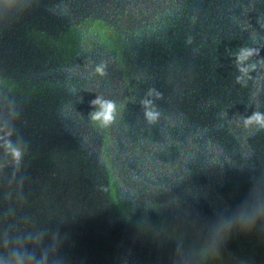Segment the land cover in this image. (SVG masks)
I'll return each mask as SVG.
<instances>
[{
    "label": "water",
    "instance_id": "water-1",
    "mask_svg": "<svg viewBox=\"0 0 264 264\" xmlns=\"http://www.w3.org/2000/svg\"><path fill=\"white\" fill-rule=\"evenodd\" d=\"M0 264H264V0H0Z\"/></svg>",
    "mask_w": 264,
    "mask_h": 264
},
{
    "label": "clouds",
    "instance_id": "clouds-1",
    "mask_svg": "<svg viewBox=\"0 0 264 264\" xmlns=\"http://www.w3.org/2000/svg\"><path fill=\"white\" fill-rule=\"evenodd\" d=\"M102 71V70H101ZM94 105H100V111L93 114V118H103L105 120H111L112 119V112L114 110V104H112L111 101H102L99 98L92 101ZM145 105L149 104L150 101H145ZM154 113L152 112H146V116L151 120L154 118ZM257 120H261L262 118L257 115L255 117Z\"/></svg>",
    "mask_w": 264,
    "mask_h": 264
}]
</instances>
